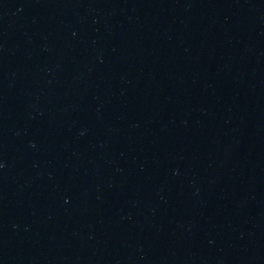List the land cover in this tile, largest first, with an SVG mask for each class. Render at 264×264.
Returning a JSON list of instances; mask_svg holds the SVG:
<instances>
[{
	"label": "water",
	"instance_id": "obj_1",
	"mask_svg": "<svg viewBox=\"0 0 264 264\" xmlns=\"http://www.w3.org/2000/svg\"><path fill=\"white\" fill-rule=\"evenodd\" d=\"M0 264H264V0H0Z\"/></svg>",
	"mask_w": 264,
	"mask_h": 264
}]
</instances>
